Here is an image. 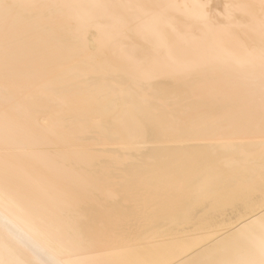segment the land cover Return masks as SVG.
Here are the masks:
<instances>
[{"label": "bare ground", "instance_id": "obj_1", "mask_svg": "<svg viewBox=\"0 0 264 264\" xmlns=\"http://www.w3.org/2000/svg\"><path fill=\"white\" fill-rule=\"evenodd\" d=\"M0 2V264H264V0Z\"/></svg>", "mask_w": 264, "mask_h": 264}, {"label": "rangeland", "instance_id": "obj_2", "mask_svg": "<svg viewBox=\"0 0 264 264\" xmlns=\"http://www.w3.org/2000/svg\"><path fill=\"white\" fill-rule=\"evenodd\" d=\"M71 64H72V63H71ZM130 69L133 70V68H129V71H131ZM127 70H128V69H127ZM125 71H126V70H125ZM129 71H128V72H129ZM128 72H127V73H128ZM133 72H135V71L133 70ZM125 73H126V72H125ZM125 73H124V74H125ZM127 73H126V74H127ZM129 73H130V72H129ZM135 73H136V74H135V77L138 76V75H137V72H135ZM126 74H125V75H126ZM133 74H134V73H131L132 76H133ZM127 76H128V75H127ZM129 77H130V74H129ZM133 77H134V76H133ZM131 78H132V77H131ZM2 84H4V83H2ZM33 87H34V85H33ZM35 87H36V86H35ZM35 87H34V88H35ZM34 88H31V89L33 90ZM17 90H18V89H15V90H13V91H15V92H14L15 94L17 93V96H18V97H20V96L22 95L20 98H24V95H26V96L29 97L30 94H31V97H33L32 100H29V101H31V102H32L33 100H35V99H37V98H40V97L42 96V95H41V96H38V93H34V92H33V93H34V94H33L32 92H30V91H28V90L26 91V92H27V94H26L25 90L22 91L21 89L18 90V92H19V93H18ZM20 90H21V91H20ZM29 93H30V94H29ZM18 94H20V95H18ZM35 94H37V95H35ZM40 94H41V93H40ZM40 94H39V95H40ZM35 96H36V97H35ZM28 97H26V100H27V101H28ZM43 97H44V96H43ZM41 98H42V97H41ZM29 99H30V97H29ZM55 102H56V103H60L59 100H56ZM24 111L26 112V110H24ZM63 111H64V110H63ZM63 111H60V113L62 112L61 114H63V113H64ZM25 112H23V113L25 114ZM60 113H57V116H58V117H57L55 114H53V115H54L53 117L56 116L55 118L58 120V119L60 118V116H61ZM65 113H67L68 115L71 114V116H72L74 113H77V112H73V111H69V112H68V111H67V112H65ZM27 114H28V113H27ZM67 114H66V115H67ZM59 115H60V116H59ZM74 115H75V114H74ZM24 116H25V115H24ZM63 116H65V115L63 114L62 117H63ZM1 118H2V117L0 116V119H1ZM26 118L28 119L27 116H26ZM26 118H25V119H26ZM4 119H5V118H2L1 120H4ZM1 120H0V121H1ZM5 121H7V118L5 119ZM5 121H4V122H5ZM9 121H11V119H9ZM9 121H8V122H9ZM2 122H3V121H2ZM11 122H12V121H11ZM22 122H25V121H22ZM20 123H21V122H20ZM35 123L37 124V122H35ZM21 124H22V123H21ZM21 124H20V125H21ZM31 124H34V123H31ZM41 124H42V123L39 124V126H40L41 128H42V126H45V125H46L45 128H44V127L42 128L43 130L40 129V127L38 126V124H37V127H35V129H36V128H39V130H40L42 133H44L45 135H47L48 137H50L51 134L49 133V130H51L52 128H51V129H49V128L51 127V121H49L50 126H49V124H48V126H47V122H46V124H45V123H43L42 125H41ZM99 124H100V123H98V124L96 123V125H99ZM34 125H35V124H34ZM34 125H33V126H34ZM94 125H95V124L92 123L91 126L95 127ZM16 126H17V129L20 128V127H18V125H16ZM52 126H53V125H52ZM7 127H9V125H8ZM11 127H14V125L11 126ZM87 127H88V126H87ZM9 128H10V127H9ZM9 128H7V129L9 130ZM11 129H12V131H13L14 128H11ZM23 129H24V128H23ZM23 129H22V130H23ZM84 130H85V129H84ZM14 131H15V130H14ZM17 131H19V130H17ZM20 131H21V130H20ZM20 131H19V132H20ZM9 132H11V131H9ZM81 132H84V131L82 130ZM13 133H14V132H13ZM13 133H11V134H13ZM20 133H22V132H20ZM23 134H25V132L22 133L21 136H24ZM48 134H50V135H48ZM15 135H18V136H19V134H16V132H15ZM52 136H53V137H52ZM54 137H55V136L52 134V135H51V138H54ZM93 147H94V146H93ZM98 147H99V148H98ZM98 147H94V148H92L91 150H88V148H85V149H84V148H77V149H75V148H72V149L69 148V149H64V150H66V151L58 150L59 153H58L57 151H56V153L58 154V157H61L60 155L65 154L64 157L66 158V156L70 155L72 152H73V153H76V152L79 153V152L81 151L80 153H84V152H86V153H89V154H91V155H92V154L95 155V154H99L98 150H100V152H102V151H104V150L106 151V150H108V149H111V148L104 149L105 147H102V148H101V146H98ZM139 147H140V146H130V149L133 148L134 151H135V150H138ZM146 147H147V146H146ZM146 147H145V146L140 147V148H139V149H140L139 151H141V150H143V151L146 150V149H147ZM150 147H151V146H150ZM119 148H123V147H117V149H119ZM128 148H129V146H128ZM142 148H144V149H142ZM145 148H146V149H145ZM148 148H149V146H148ZM151 148H152V147H151ZM133 149H132V150H133ZM16 150H18V149H16ZM21 150H22V148H21ZM21 150H20V148H19L18 151H15V149H14V152H17V154H19L18 156L23 157V158H19L20 160H18V161L24 163L25 160H26V163H29V162L32 163V162H34V165L37 163V160H36V163H35V161H33L35 158H31V157H29V155H27L28 152H31L30 154H33L32 151H30L29 149H27V150H23V151H21ZM94 150L97 151V152H93V153H92V151H94ZM20 151H21V153H20ZM40 151H41V150H40ZM52 151H54V150H52ZM60 151H61V152H60ZM105 151H104V152H105ZM7 152H8V151H7ZM10 152H11V151H9V153H10ZM23 152H24V153H23ZM36 152H37V154H39V151H36ZM36 152H35V153H36ZM2 153H3V152H0V157H1V158H5V155L9 154V153H5V154H4V153L2 154ZM11 153H12V152H11ZM66 153H67L68 155H66ZM80 153H79V154H80ZM21 154H23V155H21ZM37 154H36V155H37ZM41 154H42V153H41ZM41 154H40V155H41ZM1 155H2V156H1ZM11 155H12V154H11ZM11 155L9 154V155L6 156V157H9V158H10ZM13 155H14V153H13ZM33 155L35 156V154H33ZM40 155H37V156H39V158H40V157H41ZM42 155H43V154H42ZM50 155H51V154H50ZM50 155H49V156H50ZM53 155H56V154L54 153ZM53 155H52V156H53ZM27 156H28V157H27ZM34 156H32V157H34ZM43 156H44V155H43ZM52 156H50L49 159H55V158L52 157ZM56 156H57V155H56ZM56 156H55V157H56ZM14 157H16V156H14ZM35 157H36V156H35ZM64 157H63V158H64ZM9 158H5V159H9ZM11 158H12V157H11ZM17 158H18V157H17ZM37 158H38V157H37ZM41 158H42V157H41ZM63 158H62V159H63ZM22 159H23V160H22ZM57 159H59V158H56L55 160L57 161ZM39 160H40V159H39ZM39 160H38V162H39ZM60 160H61V159H59V161H57V162H59L58 164H56V162H55L54 160H53V161L55 162V164L57 165V167H58V165H60V166H61L60 168L64 167V169H66L65 166L69 165V164H68L69 161L66 163V161H65V159H64V161H65L64 164H65V165L62 166V164H60V163H61L63 160H61V161H60ZM40 161H41V160H40ZM51 161H52V160H51ZM47 162H50V161H47ZM54 162H53V163H54ZM31 163H30V164H31ZM53 163H52V164H53ZM40 164L42 165V163H39V165H40ZM49 164H50V163H49ZM49 164H48V165H49ZM52 164H51V165H52ZM32 165H33V164H32ZM37 165H38V163H37ZM43 165H44V164H43ZM80 165H81V166H86L85 164H83V165L80 164ZM35 166H36V165H35ZM53 166H54V165H53ZM39 167H40V169H41L42 166H39ZM46 167H47V166H46ZM49 167H50V166H49ZM47 168H48V167H47ZM58 168H59V167H58ZM58 168H57V169H58ZM51 169H52V167H51ZM41 170H42L43 172H45V171H47L48 169H47V170H44V166H43ZM60 170H61V169H59V173H60ZM48 171H49V170H48ZM52 171H53V170H52ZM61 171H62V170H61ZM62 172H63V171H62ZM59 173H57V174H59ZM53 174H55V170H54V173H53ZM62 174H63V173H62ZM73 176H74V174H72V176H71L72 179H70V181L73 180L74 177L76 178L78 175L76 176V174H75V176H74V177H73ZM79 176H80V175H79ZM71 177H70V178H71ZM81 177H82V176H80V179L82 180ZM75 181H76V179L74 180V182H75ZM78 181L81 182V185H82V186H81L79 183H76L77 181H76L75 183L72 181L73 183L69 182L68 184H69V185H72V184H79V188H80V189H81V187L85 186L84 184H82V182H84V181H80V180H78ZM70 183H71V184H70ZM85 184H86V183H85ZM111 199H112V198H111Z\"/></svg>", "mask_w": 264, "mask_h": 264}, {"label": "water", "instance_id": "obj_3", "mask_svg": "<svg viewBox=\"0 0 264 264\" xmlns=\"http://www.w3.org/2000/svg\"><path fill=\"white\" fill-rule=\"evenodd\" d=\"M9 8L4 7L2 3L0 2V39L3 37L11 44V47L9 48V51L6 52V55H9L10 53L12 55H15L19 52H22L20 50H25L24 46L29 44V40H25V38L21 37L22 33L18 32L16 29H14V25H8V24H15L17 21H21L24 15L19 14V17L14 16L13 19L10 21V23L6 20V17L9 15ZM19 19V20H18ZM36 29L33 30L34 33H37L36 37H41V34L43 33L46 37L49 36V28H44L39 26V24L34 25ZM16 32L20 33L19 35H16ZM2 46L3 43H0ZM28 47V46H27ZM26 47V48H27ZM1 56V54H0ZM10 56V55H9ZM27 56V51L25 50L24 58ZM7 57V56H6ZM8 59V57H7ZM34 60L32 59H27L25 61V66L31 67L33 65ZM27 63V64H26ZM43 66V65H41ZM27 67V68H28ZM45 71V70H44ZM53 88V87H52Z\"/></svg>", "mask_w": 264, "mask_h": 264}]
</instances>
